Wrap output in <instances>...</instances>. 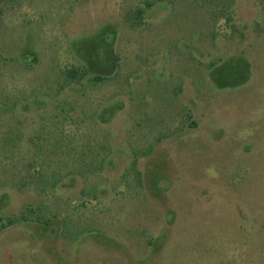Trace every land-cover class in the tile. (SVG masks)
Returning <instances> with one entry per match:
<instances>
[{"label": "rangeland", "instance_id": "rangeland-1", "mask_svg": "<svg viewBox=\"0 0 264 264\" xmlns=\"http://www.w3.org/2000/svg\"><path fill=\"white\" fill-rule=\"evenodd\" d=\"M32 210L0 264H264V0H0V218Z\"/></svg>", "mask_w": 264, "mask_h": 264}, {"label": "trees", "instance_id": "trees-1", "mask_svg": "<svg viewBox=\"0 0 264 264\" xmlns=\"http://www.w3.org/2000/svg\"><path fill=\"white\" fill-rule=\"evenodd\" d=\"M231 5V4H230ZM151 4L150 3H145L144 7L138 8L135 12H134V18L132 21V24L134 26L139 25V23H141V18L142 15H144V13L149 10L151 8ZM223 6L222 8H224L225 11H228L229 9V3H222ZM227 21L229 22V20L227 19ZM232 28H234L232 26ZM79 74L83 75L84 73H78V70H70L67 73L66 76V83L69 82L70 80H75L77 79L78 76H80ZM92 82H100L102 81L101 77H93V79L91 80ZM152 152V147L148 146V148L145 151V155H149ZM134 157H137L139 155L138 150H136V152L133 153ZM66 157V156H65ZM67 158V157H66ZM70 158V157H68ZM55 163H51L48 167L44 166L43 168L40 169V171H36L35 169V173L33 176H31L30 178L32 179L31 183L35 186V188H37L40 192L44 191L46 189H49V191L52 194L53 189L56 188L57 184L60 182H62L64 179L69 178V177H73V176H81V177H86L88 175L92 174L94 175L95 172L99 171L100 168H96L92 165V163H86L83 159V157L79 156L77 157L76 162L72 163V165H69L67 162L66 164L62 163L63 159H54ZM68 160V159H67ZM62 163V166L60 165ZM136 165V160L134 159L131 163V166L134 167ZM40 167V165H39ZM98 189L97 186L95 185H91L89 186L87 189L84 190V193L92 195L93 197H95L96 193H97ZM30 217H27V214H21L18 217H13V218H7V219H3L0 218V224H1V228L4 229L6 227L15 225L19 222H28V221H34L38 224L41 225H48V221L45 220L42 215H39L38 212H36L35 210H32L29 212ZM67 220L65 219V222ZM68 222V221H67ZM76 231L73 233L74 236H78V234L82 233L83 230H79V229H75ZM86 232H90V231H86Z\"/></svg>", "mask_w": 264, "mask_h": 264}]
</instances>
